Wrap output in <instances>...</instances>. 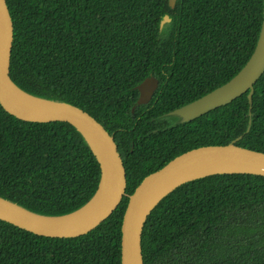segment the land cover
<instances>
[{
  "label": "trees",
  "instance_id": "16d2710c",
  "mask_svg": "<svg viewBox=\"0 0 264 264\" xmlns=\"http://www.w3.org/2000/svg\"><path fill=\"white\" fill-rule=\"evenodd\" d=\"M6 2L12 80L97 119L114 136L127 181L112 214L80 236H42L0 219V264H121L128 194L147 174L189 149L240 135L238 145L264 151V72L251 115L248 91L189 121L169 114L244 66L260 34L263 0ZM151 75L159 81L151 102L132 112L135 86ZM100 173L71 123L25 121L0 104V196L61 215L93 196ZM141 245L144 264H264V176L223 173L183 183L150 212Z\"/></svg>",
  "mask_w": 264,
  "mask_h": 264
},
{
  "label": "water",
  "instance_id": "95a60500",
  "mask_svg": "<svg viewBox=\"0 0 264 264\" xmlns=\"http://www.w3.org/2000/svg\"><path fill=\"white\" fill-rule=\"evenodd\" d=\"M264 1V0H263ZM175 0H170L173 5ZM169 16L165 15L161 27ZM13 19L6 0H0V104L15 117L33 122L66 121L84 137L100 167V179L93 196L81 207L61 215L36 213L0 196V219L32 233L48 237H76L88 233L117 208L126 194V169L114 136L86 110L66 101L33 95L20 88L10 76ZM264 72V5L260 34L251 56L228 81L184 104L169 114L189 121L232 101L248 91L251 115L254 84ZM158 79L148 76L136 89L137 104L147 103ZM135 106L132 107L134 112ZM250 120L249 126L250 127ZM198 146L176 155L147 174L128 194L121 224V264H144L142 232L153 208L185 182L212 174L250 173L264 176V151L236 142Z\"/></svg>",
  "mask_w": 264,
  "mask_h": 264
},
{
  "label": "flooded vegetation",
  "instance_id": "af4514ba",
  "mask_svg": "<svg viewBox=\"0 0 264 264\" xmlns=\"http://www.w3.org/2000/svg\"><path fill=\"white\" fill-rule=\"evenodd\" d=\"M151 76H152V75H151ZM154 77H155V76H154ZM137 85H138V84H137ZM158 85H159V81H158V83H157V87L155 88L154 93H153L151 99H150L147 103H143V104H149V103L151 102V100H152V98H153V96H154V94H155V92H156V89L158 88ZM135 88H136V86H135ZM137 90H138V89H137ZM138 97H139V91H138ZM137 100H138V98H137ZM137 100H136V104L132 105V107L135 106V109H136L137 105H140V104H137ZM134 111H135V110H134ZM170 115H171V114H170ZM175 116H177V115H175ZM177 118H179V119L181 120L180 117L177 116ZM137 120H139V117H137ZM181 121H182V120H181ZM136 123H137V121H136Z\"/></svg>",
  "mask_w": 264,
  "mask_h": 264
},
{
  "label": "clouds",
  "instance_id": "9594fccd",
  "mask_svg": "<svg viewBox=\"0 0 264 264\" xmlns=\"http://www.w3.org/2000/svg\"><path fill=\"white\" fill-rule=\"evenodd\" d=\"M131 111H132V108H131Z\"/></svg>",
  "mask_w": 264,
  "mask_h": 264
}]
</instances>
